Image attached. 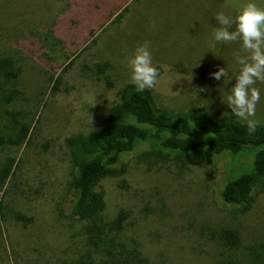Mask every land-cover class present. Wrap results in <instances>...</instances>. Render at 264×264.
Instances as JSON below:
<instances>
[{
    "label": "rangeland",
    "instance_id": "1",
    "mask_svg": "<svg viewBox=\"0 0 264 264\" xmlns=\"http://www.w3.org/2000/svg\"><path fill=\"white\" fill-rule=\"evenodd\" d=\"M247 2L0 0V59L10 58L13 66L11 79H0V126L10 111L29 126L33 139L27 148L0 147V163L14 159L0 192L5 242L0 264H53L64 256L70 237L82 224L70 215L75 169L58 144L99 127L118 101L117 92L132 84L128 59L144 41L150 42L153 63L160 70L158 85L149 90L157 108L180 115L200 107L212 117L245 123L228 107L241 67L235 54H244L242 44L217 42L213 30L219 27L217 13L235 20ZM255 3L264 7V0ZM235 28L234 23L231 30ZM221 67L229 72L230 82L212 77ZM255 87L261 92L255 119L264 126V83L257 81ZM45 139L56 142L47 152L41 149ZM252 154L251 149L236 156L204 150L181 155L188 157L184 163L175 152L136 142L111 167L115 174L95 187L104 197L101 217L110 221L120 210L149 206V229L158 228L157 215L164 210L169 213L162 224L173 228L230 222L241 232L243 244L264 261V180L254 189L250 211L236 219L231 217L236 208L218 196L226 181L249 169ZM188 239L181 231L173 238L163 236L152 251L165 249V257L178 264L191 258L176 250Z\"/></svg>",
    "mask_w": 264,
    "mask_h": 264
},
{
    "label": "trees",
    "instance_id": "2",
    "mask_svg": "<svg viewBox=\"0 0 264 264\" xmlns=\"http://www.w3.org/2000/svg\"><path fill=\"white\" fill-rule=\"evenodd\" d=\"M12 69L10 58L0 59V79H11ZM58 79L54 81L53 91ZM117 97L118 101L109 107L97 129L65 138L58 144L75 169L70 182L74 193L70 215L82 225L62 250L64 256L53 264H173L172 258L165 257V249H152L163 236L173 238L179 231L186 233L190 241L176 250L190 254L191 258L178 264H246L245 260L251 261L248 264H264L263 256L243 244L241 232L230 222L173 228L162 224L169 213L164 210L157 215L158 228L149 229V215H152L149 206L139 211L120 210L112 220L103 221L104 197L95 187L103 178L115 174L111 167L121 154L133 150L136 142H152L160 150L175 152L184 163L188 157L181 155L189 153L205 150L236 156L251 149L249 169L226 181L218 193L222 203L236 208L232 219L250 211L254 189L264 180V126L250 136L246 123L225 116L212 117L200 107L171 115L155 106L149 90L138 93L133 84L123 86ZM32 142L29 126L6 111L0 126V147L23 144L27 148ZM51 143L56 142L43 140L41 149L50 151ZM13 166V158L0 163V192ZM15 217L27 225L23 217ZM1 236L0 230L2 248L5 242Z\"/></svg>",
    "mask_w": 264,
    "mask_h": 264
},
{
    "label": "clouds",
    "instance_id": "3",
    "mask_svg": "<svg viewBox=\"0 0 264 264\" xmlns=\"http://www.w3.org/2000/svg\"><path fill=\"white\" fill-rule=\"evenodd\" d=\"M219 27L214 28V39L217 42H241L243 55L236 53L237 63L241 66L235 83L228 97L231 114L246 123L247 133L255 135L260 122L255 119L256 107L261 99L260 89L255 87L257 81L264 83V7L255 0H248L240 8L235 20L224 12L215 17ZM235 23V30H231ZM149 41L139 44L128 59L130 81L138 93L154 89L160 78V70L153 63ZM220 81L221 78L231 81L225 67L211 74ZM199 91H207L205 88ZM92 123V118H91Z\"/></svg>",
    "mask_w": 264,
    "mask_h": 264
}]
</instances>
